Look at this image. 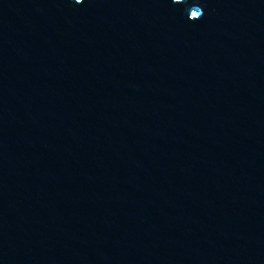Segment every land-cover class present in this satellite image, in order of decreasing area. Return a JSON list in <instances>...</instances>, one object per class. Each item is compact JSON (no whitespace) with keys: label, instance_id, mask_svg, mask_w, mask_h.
Wrapping results in <instances>:
<instances>
[{"label":"water","instance_id":"1","mask_svg":"<svg viewBox=\"0 0 264 264\" xmlns=\"http://www.w3.org/2000/svg\"><path fill=\"white\" fill-rule=\"evenodd\" d=\"M0 264H264V0H0Z\"/></svg>","mask_w":264,"mask_h":264}]
</instances>
